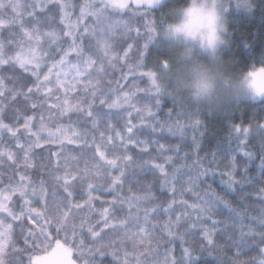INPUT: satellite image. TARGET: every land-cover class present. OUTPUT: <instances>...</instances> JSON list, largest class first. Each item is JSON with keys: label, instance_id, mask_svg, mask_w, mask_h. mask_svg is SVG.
Instances as JSON below:
<instances>
[{"label": "snow or ice", "instance_id": "1", "mask_svg": "<svg viewBox=\"0 0 264 264\" xmlns=\"http://www.w3.org/2000/svg\"><path fill=\"white\" fill-rule=\"evenodd\" d=\"M77 7L79 8L78 15L75 11ZM53 8L58 10L59 24L63 26L61 30H57L56 27L57 16L50 11ZM141 9H144V5L140 4L138 0H83L79 5L73 0H30L27 3L24 0H0V36L4 30H9L8 39L6 41L0 39V70L11 65L18 69L28 81L20 84L19 89L15 87L7 89L4 77L0 76V97L11 94L9 103L23 105L24 108L23 115L18 109L8 123H4L3 119H0V133L4 131L9 133V142L11 140L16 141L17 150L23 152L24 161L28 162V166L33 169L36 168V165L30 161L35 156L34 149L43 152L45 148V145L40 143V140L43 139L42 132L46 131L47 139L53 142L58 140L61 146L65 143H77L81 139V134L77 132H73L69 136L66 134L67 129L65 127H59L55 132L45 129L43 112L40 113V130L32 132L31 129L36 121L37 111L44 108L51 98L53 89L48 88V85H53L58 91L67 79L68 72L64 69L75 72L74 82H79L81 77H89L85 83V90L92 89L91 95L94 98L100 94L101 105H107L108 109H121L124 106L127 108V117L124 123L125 132L116 131L115 136L108 135L106 138L104 132H100L99 143H96L95 138L92 142L96 146L95 155L99 156V161L94 162L92 166L95 172L101 173L105 167H107L109 175H111L112 169L120 172L119 176L112 177L113 191L117 183H122L124 175L122 168L131 165L133 162V157L128 154L130 145L138 146L142 152L147 153L150 146L156 144L158 145V155H163L165 152L173 153V155L164 156L163 163L152 165L160 173L161 187L166 190L170 188L173 197L172 202L168 203L164 209L165 215H168L169 218L164 221L161 227L159 239H156L155 235L158 225L153 223L154 210L159 206L141 208V201L148 202L151 200L150 194L135 198L119 197V204H117V198L108 202L110 207H103L100 211V215L103 217L101 223L108 224V226L97 234L96 239L104 237L110 231L126 232L130 224H133V231L127 239L137 241L139 238L140 242L135 245L137 251L129 253L122 250L123 255L117 257L116 250L113 249L108 254L112 255L114 260H119L121 264H131L129 260L131 256L134 257V264H177L174 242L179 240L182 259L185 264H200L197 251L207 252L209 255L220 251L221 246L217 242V234L220 231H227V222L219 219L215 210L221 205L231 208L229 201L217 190H213L210 184L205 185V181L209 177L214 178L216 175H221L226 179L221 180L220 187L235 191L237 186L244 187L249 182L264 177V146L259 153L249 148V139L253 134L264 137V119L257 121L255 117L259 113H254L251 123L247 125L243 121L235 123L230 115L233 105L228 104L224 107V118L229 121L227 124L228 133L225 137L228 147L221 155L220 160H217V156L221 152L217 149L212 151L211 160L205 165L208 153L202 157L200 152L208 130L199 118L201 109L196 108L193 111L191 106L172 99L173 106L165 113L166 118L160 119L159 113L166 93L160 82L159 73L167 66L166 58L157 54L153 60L152 69L137 72L136 69L146 67L143 61L149 51L147 42L136 50L139 59L135 65L127 63L134 44H128L122 55L114 51L116 46L114 38L118 31L125 30L123 35L127 37L132 35L131 20L116 17H121L129 11L133 17L137 15L145 17L143 24L145 31L142 33L137 27L133 39H140L151 31L154 21L147 16L146 11L140 12ZM42 13L46 15H41ZM73 16L76 17L75 20H73ZM89 20L93 21L91 25ZM85 40L88 41L87 44H85ZM45 43H47V48L44 47ZM65 44L67 47H64ZM9 47L13 48L12 54H9L10 52L7 50ZM70 55L75 56V63L69 59ZM118 62L121 66L126 65L128 71L121 70L120 76L116 80L118 88L109 89L110 92H119L120 95L108 103L107 99L104 98L105 94L100 93L99 89L103 77L109 75V69L116 70ZM45 68L47 72H44ZM57 69L59 71L54 72ZM93 72L97 78L95 83L91 79ZM53 75H55V82L52 79ZM62 76L64 77L63 80L61 79ZM130 77L132 81L129 84L127 82ZM145 77L149 82V87L140 88L136 81ZM121 80L126 83L122 84ZM111 83L112 81L109 80V84ZM45 88H47V92L37 100V93ZM25 89L27 90L25 91ZM139 93H144L149 101H154V103L137 106ZM93 104L94 100L89 102L85 110L79 105L69 104L65 96L62 106L58 101L50 106L48 111L51 113L53 107H59L62 115L73 110L80 111L90 117L92 127L97 128L96 115L92 110ZM261 105L260 112H264V102H261ZM153 108L156 111H153ZM212 111L218 112L219 110H210V112ZM4 112L5 108H0V114ZM28 112H31L32 115H28ZM134 118H138L140 123H134ZM21 122H23V131L29 134V141H31L32 136H35L36 140L22 142L21 130L17 128L16 131H13ZM108 127L111 129L112 125L109 124ZM143 128H149L153 134L159 133L160 135H163L166 130L170 136L178 138L177 143L166 146L159 140L140 139L138 134ZM189 130L192 133L190 137L192 153L184 152L181 155V151L188 141ZM116 141L120 142L119 147H122L124 152L122 155L113 153L112 158L109 159L106 156V146L117 147ZM78 146L91 148L92 145L88 143L85 135L84 144ZM102 148L104 150H101ZM2 155L3 153H0V156ZM13 158L12 154L8 155L9 160ZM257 158L259 164L256 167L260 171L257 175H253L249 165L254 163ZM155 159L156 157L151 158V160ZM189 159L192 161L191 164L187 163ZM178 161H184V163L174 167V170L169 173L167 166L175 165ZM148 163L149 161H144V164ZM221 163L224 164L225 168L222 172L218 171ZM213 164L216 165L215 168ZM83 171L82 181L90 175L87 166ZM185 176L187 177L186 180L183 179ZM64 181L66 185L69 183L65 178ZM177 184L180 185L181 196L184 193H189L195 199L194 202L181 200L180 204L184 210L177 213L175 219H172L170 214L174 211L176 203ZM93 190L94 185L88 184L86 193L78 196L76 192H72L70 195L74 199H83L92 206L93 202L99 199V197L92 195ZM256 199L264 200V184H261L257 189ZM101 203L105 202L102 201ZM125 204H127V215L117 222V218H119L117 208L123 211ZM141 210L143 211L142 216L140 215ZM233 214L235 218L231 223L238 226L235 228V234H230L226 238V243L231 246V249H236L233 256L229 258L230 264H237L244 248L249 250L259 248L261 257L259 264H264V247H259L264 245V215L248 217L247 223H245L246 212L236 209ZM109 221H111L110 224ZM145 240L149 241L147 245L144 243ZM153 240H155V247H152ZM165 240L169 242V246L161 252V245ZM51 247L52 245H48L47 249ZM103 247H107V245L100 244L97 247V252L101 256L104 255L100 251ZM246 264H256V260L253 258Z\"/></svg>", "mask_w": 264, "mask_h": 264}, {"label": "trees", "instance_id": "2", "mask_svg": "<svg viewBox=\"0 0 264 264\" xmlns=\"http://www.w3.org/2000/svg\"><path fill=\"white\" fill-rule=\"evenodd\" d=\"M24 2H30V0H24ZM77 5L83 2V0H73ZM182 0H168L167 3L159 8L144 7L140 12L146 11L147 16L154 21L150 32H147L140 39H133L135 37V30L137 27L143 33L145 17L137 15L133 17L131 11L124 13L121 17H116L123 20H131L132 35L131 37L124 36L122 33L124 30L117 32L115 36V49L117 53L123 54V51L127 49L128 44H134L132 52L129 53L128 64L135 65L138 62L137 49L142 47L147 42L149 51L145 55L143 64L146 67L136 69L137 72L148 71L152 69L153 60L157 54H161L167 60V66L160 71V82L165 90L166 96L163 98L162 109L160 111V119H165V113L169 108L173 106L172 99H176L186 105L182 95L176 90V71L179 67L177 64V53L179 49L170 44L164 42L160 37V31L162 25L166 19L170 18V11L173 7L181 3ZM52 13L57 16L56 27L57 30L62 29V25L59 24V13L57 9H50ZM76 14H79V8L75 10ZM46 15V14H41ZM229 30L228 36L229 44L224 49L226 58L222 59L220 64L221 71L225 76L236 77L252 64L264 63V0H251V8L246 6L240 7L239 11L232 10L229 12ZM73 16V20H75ZM93 21L89 20L91 25ZM135 28V29H134ZM18 31L17 29H13ZM46 31L47 29H42ZM62 34V33H61ZM9 30H4L0 39L5 41L8 39ZM88 41L85 40V44ZM47 48V43L44 44ZM64 47H67L65 44ZM10 53L13 48L7 49ZM59 59V57H57ZM69 59L75 63V56L70 55ZM227 60L224 62V60ZM224 62V64H223ZM121 70L128 71L126 65L121 66L118 62L117 69H109V75L103 77L99 92L105 94L104 98L108 103L115 100L119 92H110L109 89L118 88L116 84L117 78L120 76ZM59 71V69L54 70ZM68 72L67 79L64 84L60 86L57 91L53 85H48V88H52L53 92L51 98L48 100L44 108H41L36 113V121L31 131L36 132L41 128L40 113L44 115V127L55 132L59 127H65L67 129V135L71 136L73 132L81 134V139L75 144L65 143L61 146L60 142L49 141L47 139V133L42 132L43 139L40 143L45 145L44 151L35 150V156L30 163L36 165V168H30L28 162L24 161L23 152H19L16 148V141L11 140L7 131L0 133V264H28L30 256L40 255L43 253L35 240V230L38 227H45L48 234L52 237L53 243L62 241L70 247L71 258L78 264H121L119 260H114L112 255L108 253L116 250V256L121 257L123 255L122 250H126L129 253L137 251L135 247L136 243H139L135 239L128 240L127 237L133 231V224H130L126 232H108L104 237L96 239L97 234L108 224H102L103 217L100 215L101 208L110 207L108 202H111L114 198H117V204H119V197L123 198H135L143 197L145 195H151V200L148 202L141 201V208L159 206L154 210L153 223L158 225L156 229V239H159L161 234V227L165 220L169 217L165 215L164 209L168 203L172 202L171 189H163L160 185L161 176L158 170H155L152 165L154 163H163L164 156L173 155L171 152H165L163 155L157 154L158 145L153 144L150 146L147 153L142 152L138 146H129L128 154L133 157L131 165L122 168L124 175L122 177V183L115 185L113 191V176H119L120 172L116 169L111 170V175L108 174V169L105 167L101 173H96L93 169V164L99 161V156L95 155L96 146L93 142L95 138L96 143L100 141V132H104L105 138L108 135L115 136L116 131L125 132L124 123L127 117L126 106L121 109H108L107 105L100 104L101 95L98 94L95 98L91 95L92 89L85 90V83L89 77H81L79 82H74L73 77L75 72L70 69H64ZM47 72V69H44ZM43 76V73L41 74ZM0 76L5 79V87L11 89L13 87L19 89L20 84L28 82L26 78L19 72L18 69L9 65L0 70ZM64 79V77H61ZM55 82V75L52 77ZM91 79L93 83L96 81V75L93 72ZM109 80L112 81L109 84ZM132 78H129L127 83H131ZM140 88H148L149 82L147 78L138 79L136 81ZM121 83H126L121 80ZM27 89H25L26 91ZM128 90V89H125ZM47 92V88L43 89L40 93H37L36 99ZM10 95L0 97V108H5V112L0 114V119H3L4 123H8L12 119V115L19 109L20 114H24L23 105H13L9 103ZM65 96L67 101L71 105H79L81 108L87 109L89 102L94 100L93 112L97 119V128L92 127L91 118L87 117L85 113L73 110L67 114H61L59 107H53L51 113L48 108L58 101L62 106ZM139 101L137 106L154 103L149 101L147 95L139 93ZM239 96V95H237ZM228 104L233 105V109L230 115L233 117V122L240 123L243 121L245 125L252 122L254 113L255 119H264V112H260L262 107L261 103H250L248 101L233 102L231 96L223 94L218 102L213 103L207 107L191 106V110L195 111L196 108L201 109L200 119L204 123V127L207 128V134L204 137L200 156H204L208 153V159L205 161L207 165L211 160V152L216 149L221 152L217 156V160H220L228 147L225 137L228 133L227 124L229 121L225 119L224 107ZM190 106V105H189ZM219 110L218 112L210 110ZM153 111H156L153 108ZM32 115L31 112L27 113ZM134 123L139 124L138 118H134ZM111 124L110 129L108 125ZM19 128L22 142L34 141L35 136L31 137L29 141V134L23 131V122L17 125L13 131ZM91 148L80 147L78 145L84 144V138ZM140 139L148 138L150 140H159L160 143L168 145H175L177 143L176 137L170 136L167 131L160 135L159 133L153 134L149 128H143L138 134ZM192 133L188 132V141L181 151V155L184 152L192 153L191 149V137ZM120 142L116 141L117 147L111 145L106 146L107 158L111 159L112 154L116 153L122 155L124 150L119 147ZM234 146V144H233ZM264 146V137L253 134L249 139V148L252 151L259 153ZM27 147V144H25ZM101 150H104L103 148ZM12 154L13 159L9 160L8 155ZM152 157H156L155 160H151ZM144 161H149L148 164H144ZM191 159L187 163L191 164ZM101 164L103 162H100ZM184 161H178L175 165L167 166L168 172H172L174 167L179 166ZM259 164L257 158L254 163L249 165L251 174L257 175L259 169L256 165ZM88 167L90 175L88 178L82 181L84 176V169ZM215 168L216 165L213 164ZM224 164L219 165L218 171H224ZM64 178L68 180V184H65ZM184 180L187 177H183ZM226 177L216 175L214 178L209 177L205 181V185H211L213 190H217L224 198L229 201L231 208L221 205L215 210L216 216L222 221H226L228 224L227 231H220L217 234V242L221 246V250L209 255L207 252L197 251L200 264H230L229 258L233 256L236 249H231V246L226 243L228 235L235 234V228L238 225H233L231 222L235 218L233 211L239 209L247 213L244 217L245 223L247 218L252 216L264 215V200L256 199L257 189L261 184H264V177H259L244 187L237 186L235 191L223 189L220 187V182ZM88 184L94 185L92 195L99 197V199L93 202V205H89L86 201H83L80 211L76 212L73 207L74 198L70 195L72 192L80 194L87 192ZM203 187V186H202ZM176 203L174 205V211L170 214L172 219H175V215L183 211V206L180 204L181 200H188L194 202V197L189 193L180 194V185H176ZM67 189V191H65ZM86 199V196H85ZM104 201L105 203H101ZM135 211V209H134ZM63 213V214H62ZM66 215H65V214ZM119 219H122L127 215V204L124 206V210L120 211L117 208ZM74 214V215H72ZM140 215H143L141 210ZM72 216V217H71ZM109 224L111 221L108 222ZM32 231V232H31ZM199 235V234H197ZM147 245L149 241L145 240ZM100 244H106L107 247L100 249L104 253L103 256L97 252V247ZM155 240L152 241V247H155ZM169 246L167 240L163 241L161 245V252L165 251ZM175 254L177 257V264H185L182 259V251L180 241L174 242ZM259 247H264L260 245ZM256 260V264L260 262L259 248L255 249H242V254L239 257L237 264H246V262ZM131 264H134V257H129Z\"/></svg>", "mask_w": 264, "mask_h": 264}, {"label": "clouds", "instance_id": "3", "mask_svg": "<svg viewBox=\"0 0 264 264\" xmlns=\"http://www.w3.org/2000/svg\"><path fill=\"white\" fill-rule=\"evenodd\" d=\"M159 8L168 0H149ZM251 0H182L170 11L160 31L161 39L176 46V90L190 106L207 107L231 96L233 102H264V63L252 64L236 77L221 71V52L230 35L229 12ZM250 9L251 7H247ZM242 91L243 95L236 93Z\"/></svg>", "mask_w": 264, "mask_h": 264}, {"label": "rangeland", "instance_id": "4", "mask_svg": "<svg viewBox=\"0 0 264 264\" xmlns=\"http://www.w3.org/2000/svg\"><path fill=\"white\" fill-rule=\"evenodd\" d=\"M138 2L140 4H143L144 7H152L149 0H138ZM58 22H59V19H58ZM226 56L227 55L223 49L221 52L222 59L226 58ZM225 61H227V60L225 59L224 62ZM224 62H223V64H224ZM177 64H178V62H177ZM61 79L63 80V78H61ZM236 95H243V93H242V91H238L236 93ZM81 206H83L82 199H74L73 200V207L76 209V212L80 211ZM72 215H74V214H72ZM36 229H38V230L34 231L35 232V240L37 241L38 246L44 250H42L43 253L40 255H34V256L31 255L30 256L31 261L29 259L28 264H78L71 258V256H70L71 250L67 244H65L62 241L53 243L51 241L52 237L48 234L45 227L44 228L38 227ZM48 245H52V247L47 249Z\"/></svg>", "mask_w": 264, "mask_h": 264}]
</instances>
